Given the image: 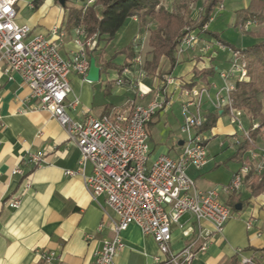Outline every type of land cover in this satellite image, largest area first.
I'll return each mask as SVG.
<instances>
[{"label":"crops","instance_id":"crops-1","mask_svg":"<svg viewBox=\"0 0 264 264\" xmlns=\"http://www.w3.org/2000/svg\"><path fill=\"white\" fill-rule=\"evenodd\" d=\"M182 1L188 4L186 0H160V4L171 12ZM203 2L195 0L190 8L200 14ZM248 2L224 0L213 11L206 30L218 33L220 38L227 29L237 31L234 12L245 8ZM65 7L83 9L84 2L67 0ZM15 9L16 22L20 26L28 25L32 35L46 36L53 26L63 27L66 32L60 48L63 57H69L75 50L71 41L73 28L68 29L65 25L67 9H61L56 0H16ZM99 12L100 7L96 6L98 17ZM155 27V21L148 18L141 27L136 18H128L109 43H98L97 50L90 54L100 69V79L89 83L75 74L69 75L71 91L67 99L76 102L75 109L69 114L79 122L89 115L99 118L112 110L125 112L130 104L147 105L158 94L165 104L149 122V141L154 144L150 149L151 160L161 154L176 159L180 153L179 142L185 138L180 132L183 120L180 103L184 100L181 89L188 88L190 83H195L193 87L197 88L210 83L221 86L217 72L228 67V54L218 51L215 46H212L214 52L201 50L203 43L215 41L201 33L200 44L180 57L175 55L176 64L171 69L170 62L162 57L155 71L147 69L146 64V71L138 72L136 80L133 77L135 66H131L124 55L110 61L116 66L128 63L123 72L106 65L115 51L132 43L133 56L139 45L147 54L146 63L149 62L150 30ZM239 33L242 37L243 34ZM243 38H247L244 48L260 40L250 36ZM136 40L137 44L134 43ZM210 67L214 68L212 76L203 79L201 75H195L196 70ZM117 79H121L123 84L118 85ZM213 93L211 89L209 97H203L201 108L205 116L215 112L209 103ZM29 94L30 90L21 76L8 73L5 64L0 62V264H44L40 254L47 252L54 256L51 264L60 261L64 264H92L102 240L111 235L109 223L105 221L104 228L98 230L104 220L102 208L91 200L80 174H65L78 168L76 145L47 112L32 109ZM221 112L219 110L215 126L203 132L207 139L206 164L199 170L189 168L187 176L194 181L197 190H216L220 201L228 204L230 195L225 188L234 173L240 172L241 186L234 197L239 200L241 209L233 212L219 233L215 232L211 222L198 223L190 215H184L178 224L171 227L170 249L177 252L193 244L196 250L198 233L209 232L211 237L207 249L197 254L192 264H241L244 257L264 264V191L256 197L250 193L258 175L264 171V130L251 131L250 136L252 133L253 136L249 143L252 147L238 154L232 135L236 133L238 139L241 135L230 124L227 113ZM174 120L179 122L178 135H169L170 131L166 136L157 133L161 122L165 128ZM242 121L247 129L250 118L245 112ZM36 153H41L43 159L38 167L27 162L28 156ZM16 169L20 172L14 173ZM85 173L89 174L90 169L87 168ZM11 199L20 200L17 208L6 205ZM103 199L101 197L99 201L103 203ZM107 212L113 217L110 210ZM248 223L251 224L249 229ZM121 237L125 245L116 254L115 264H165V256L159 253L152 237L143 235L138 226L130 225Z\"/></svg>","mask_w":264,"mask_h":264},{"label":"built area","instance_id":"built-area-1","mask_svg":"<svg viewBox=\"0 0 264 264\" xmlns=\"http://www.w3.org/2000/svg\"><path fill=\"white\" fill-rule=\"evenodd\" d=\"M94 2L86 0L83 9ZM15 4L16 0H0V62L5 64L8 73H18L28 86L32 109L47 112L54 118L79 151L77 170L66 171L65 174L81 175L91 200L102 208L104 220L98 230L104 228L106 221L111 231L110 237L103 239L95 252L92 264H115L116 254L125 245L121 234L132 224L138 226L143 235L152 237L159 253L165 256V264H192L196 255L207 249L210 233H198L196 250L191 244L174 252L169 243L172 225L178 224L184 215H190L198 223L211 222L215 232L219 233L234 212L228 204L220 201L216 190H197L194 181L187 176L189 168L199 170L207 160V139L203 132H198L206 119L201 108L203 97H209V91L214 90L209 103L215 111L227 110L230 124L241 135V139L236 133L232 135L235 146L245 139L250 142L251 131L264 130V126L251 119L246 129L242 121L244 111L233 106L235 84L248 80L247 63L243 56L228 49V67L217 72L221 86L210 83L198 88L181 89L184 100L180 103L183 116L180 132L185 138L180 153L176 159L161 154L151 160L149 122L163 108L165 101L156 94L149 104H130L125 112L112 110L99 118L89 115L81 122L73 120L69 112L75 109L76 102L67 99L71 91L68 78L70 74H75L86 81L89 53L98 48L97 36L87 37L83 27L76 25L71 40L75 50L70 52L69 57H63L60 54L66 37L63 27L53 26L46 36L32 35L28 25L20 26L16 22ZM252 25L246 22L244 27L247 30ZM205 30L206 25L201 30L186 27L187 34L176 47L175 55L180 57L194 50L202 41L200 35L205 34ZM212 46L226 49L215 41L203 43L200 49L214 52ZM141 63V57L135 55L129 64L140 67ZM116 82L123 84L121 79ZM260 101L264 115V86ZM42 161L41 153L30 154L27 158V162L34 167L40 166ZM87 168L90 169L89 174L85 173ZM18 172V169L14 170V173ZM240 184V172L234 173L225 192L236 194ZM101 197L104 198L103 203L99 201ZM19 204V199L6 202L12 209ZM250 225L247 224L248 229ZM40 257L44 264H51L54 256L47 252ZM240 263L257 264L249 257L242 258ZM58 264L64 263L60 261Z\"/></svg>","mask_w":264,"mask_h":264},{"label":"trees","instance_id":"trees-1","mask_svg":"<svg viewBox=\"0 0 264 264\" xmlns=\"http://www.w3.org/2000/svg\"><path fill=\"white\" fill-rule=\"evenodd\" d=\"M85 2L86 0H78ZM195 0H191L194 2ZM224 0H204L199 17L195 21L186 20L189 13L188 4L180 2L178 6L169 12L165 10L160 0H95L94 4L84 9L67 8L65 25L71 29L82 26L87 37L96 35L98 43L105 41L109 43L115 34L123 26L128 18H136L140 27L148 19L155 21L156 27L150 30L149 46L151 47V59L147 62V69L155 71L159 61L165 57L170 62V69L176 64L175 49L186 36L185 28L189 30H201L210 20L215 8L222 5ZM100 7L99 17L95 13V7ZM234 28L243 35H248L255 39H260L245 48H235L228 42L220 38L218 33L205 30L204 33L213 38L221 47L233 52H239L247 63L248 80L237 82L233 93V106L243 110L251 120L258 121L260 126H264V115L262 112V90L264 86V0H249L248 5L234 12ZM246 22L262 25L256 32L246 30ZM133 43L129 44L119 51H115L110 58L108 67H113L119 72H123L128 63L116 66L110 61L119 55H124L126 59L131 60L133 56ZM90 54V53H89ZM92 55L90 54V57ZM93 57V56H92ZM214 74V68L195 71V75H201L203 79ZM195 83H190L188 88H192ZM222 114L227 110H222ZM219 111L207 114L205 122L198 129L199 133L212 129L218 118ZM150 128V124H149ZM256 131V130H255ZM253 136L251 134L250 138ZM249 140L245 139L238 145L237 153L251 148ZM264 191V171L260 172L257 180L251 187V196L256 197ZM239 200L231 194L228 199V205L237 212L234 207L239 204Z\"/></svg>","mask_w":264,"mask_h":264},{"label":"rangeland","instance_id":"rangeland-1","mask_svg":"<svg viewBox=\"0 0 264 264\" xmlns=\"http://www.w3.org/2000/svg\"><path fill=\"white\" fill-rule=\"evenodd\" d=\"M69 1H71V0H69ZM187 2H188V4H189V6H188V10H189V13L186 15V20H189V21H195L194 19L196 18V20L198 19V11L197 10H194V8H190L191 6V0H186ZM179 2V1H178ZM178 4V3H177ZM226 10H227V8H225V10H224V12H226ZM192 13V14H191ZM191 14V15H190ZM191 18V19H190ZM259 28H262V25L260 26V25H252V26H249L248 28H247V30H250V29H252V30H254V31H257ZM246 36H248V35H243L242 37H246ZM241 37V34L238 32V30L237 31H235V30H233V29H227V30H225V31H223V33H222V39L223 40H225L226 42H228L229 43V45L231 44V45H233L235 48H240L241 49V47H243V45H244V43L246 42L245 40H247V38H243V39H241L242 38ZM134 43L135 44H137V40L136 41H134ZM127 45V44H126ZM123 47V46H122ZM137 47H138V49H136L137 51H136V56H140L141 57V61H142V63H141V66L139 67V69H138V67L136 68V67H134V71H133V77H136V80L138 79V77H139V73L140 72H145L146 71V59H147V57H146V52H145V50L143 49V48H141L139 45H137ZM218 51H220V52H224L225 54H228L229 53V51H227V50H222L221 48H219L218 47ZM103 56V55H102ZM226 56V55H225ZM139 72V73H138ZM170 123V126L169 127H165L164 128V126H163V123L161 122L160 123V125L158 126V129H157V133L159 132H161V133H163L165 136L169 133V131L171 132V133H169V135L171 134H179V122L178 121H176V120H174V121H171V122H169ZM153 136H155L154 135V133H153ZM148 144H149V146H150V149H152V146H154V144H153V142H151V141H149L148 142Z\"/></svg>","mask_w":264,"mask_h":264},{"label":"water","instance_id":"water-1","mask_svg":"<svg viewBox=\"0 0 264 264\" xmlns=\"http://www.w3.org/2000/svg\"><path fill=\"white\" fill-rule=\"evenodd\" d=\"M57 3L60 5L61 9L65 8L66 6V1L67 0H56ZM100 79V69L95 65V59L91 56L90 61H89V69H88V74L86 77V81L89 83H96ZM183 141L179 142V145H182ZM234 209L236 211H239L241 209V205L237 204L235 205Z\"/></svg>","mask_w":264,"mask_h":264}]
</instances>
